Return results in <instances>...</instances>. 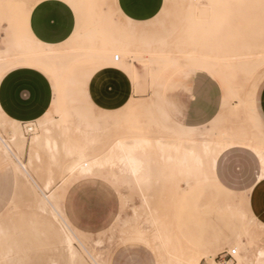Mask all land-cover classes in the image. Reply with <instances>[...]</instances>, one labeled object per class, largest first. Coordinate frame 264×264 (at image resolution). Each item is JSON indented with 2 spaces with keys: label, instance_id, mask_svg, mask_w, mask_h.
Listing matches in <instances>:
<instances>
[{
  "label": "rangeland",
  "instance_id": "1",
  "mask_svg": "<svg viewBox=\"0 0 264 264\" xmlns=\"http://www.w3.org/2000/svg\"><path fill=\"white\" fill-rule=\"evenodd\" d=\"M164 1L165 0H163L161 6L163 11L159 12V21L154 27L152 26V18L145 21H135L138 27L133 28L131 32V39L135 45L134 53L137 58H126V61L132 62L136 70L130 77L134 86L133 92L135 98L128 99L124 104L114 109L99 108L91 100L87 82L85 83L87 95L79 94L74 98V101H69L68 98H63V96L60 97L61 103L75 109V112L80 118L96 121L99 124L98 136L101 141L91 149L92 153H107L116 139L129 140L136 134L146 136L150 135L152 132L154 125L151 122L156 115H159L154 106L157 98L152 94L154 85L151 79L152 70L150 67L152 64L149 63L151 54L150 43L152 34L159 36L167 32L164 30L166 26L171 27L170 33L178 35L175 41L176 46L182 47L186 45L189 48L199 47L207 56L209 54V57H225L227 59H220V61L222 66H225L226 69L232 72L235 88H233L234 93L232 97V87L227 78L221 81L222 83L217 80L222 90L227 89L229 92L230 106L227 112L231 113L235 118L234 121L228 120L229 124L227 125L228 127H235V129H237V135L235 136L240 135L242 132L247 133L248 128L254 130L252 122L254 121L253 106L255 90L258 86L262 87L264 85V63L255 70L249 69V67L254 66V60H264V12H262L259 7L260 0H223L216 2V4L212 3L211 0H197L192 10L189 9L190 12L187 8L183 7V5L181 6L178 1H173L171 6L165 4ZM110 2L111 0H84L85 5L82 9L81 30L77 38L74 39L75 42H72V44L77 49L80 44L84 42L86 45V41L89 40L88 42H90L91 46L94 45L95 49L92 55L83 56V59H89V62L84 60L80 67H89L97 63L105 64L103 60L97 58L95 50L99 44H105L112 39V37L120 34L116 25L117 23L111 19L112 10L105 7V5ZM176 2L180 4V6H178ZM240 5L255 6L241 7ZM169 7L171 9L167 13ZM173 10L176 11L174 14L178 12L179 15H176V20L175 17H172L174 16ZM172 18L175 21L171 20ZM11 24H16V26L22 30V22L19 16L14 15L11 17L10 22L7 21L4 13V4L1 7L0 0L1 41L8 42L14 39L15 36L10 28L12 27L14 31H18ZM218 44L223 46L218 48ZM251 50H253L256 55H254ZM245 51H248L249 55H247ZM230 54L234 56L232 55L230 57ZM245 54L249 57L243 56ZM239 55L242 57L241 59H246L245 61L247 62L244 65L238 63L240 59H233L234 57H239ZM16 56L19 57L21 55L17 54ZM120 60H122L121 56ZM191 60H194L193 64H195V66L204 68L207 72H210L213 77H215L214 74L216 71H220L217 64L206 57H195L190 59V61ZM112 62V66L119 68L117 65L119 61L112 60ZM78 66L79 64L72 66L75 67L72 71L75 74L78 72ZM252 72L255 74H252ZM138 76L140 77L139 79H137ZM172 88L173 79L166 81L161 91V104L165 109H168L170 105L165 102L167 100L164 96L172 94ZM142 100L148 101L149 104L153 105L148 112L143 109H129L131 102L137 103ZM93 105L96 109H99V111H94L91 107ZM173 105L175 104H171L172 111H174ZM146 122L150 124L148 125ZM232 122L236 123L232 124ZM250 123H252V126H250ZM28 126L29 125L26 124L22 125L26 136V151H24L21 156V160L26 164L27 169H29L35 181L41 186L42 183L46 182L45 178L48 175L47 173H49L47 168L50 164H54L55 167H49L52 177L47 176L46 178V180H50L49 183L53 179V183L51 182L49 184V189L44 192H47L46 194H56L57 198H55V200L56 202L58 201L61 210L66 212L73 220L71 211V198L73 195L78 193L88 198L87 193L96 192V186L87 187L82 183L83 180L89 177L70 178V174L67 172L65 173L63 170L66 160L60 158L59 167H57L58 164H55L56 162L49 157L44 149L41 151L40 149L38 150V152L41 153H39V156H41L39 158L41 159H33L37 162L40 161L37 164V169L35 168L36 171L33 168L35 165L33 166L30 163L29 165L33 166L30 167L28 165V142L32 132L27 131ZM242 126H244L243 129ZM2 129H4L3 131L5 133L2 132V134L7 136L6 129ZM215 137L220 138L218 134L216 136L213 135V138ZM250 138L254 140V135L252 133L250 134ZM237 144L248 147L243 143ZM52 167L54 172H51ZM31 168H33L32 171L34 170V172L31 171ZM111 169L116 170L117 167L114 166ZM107 170V167L102 168L100 173H105ZM67 177L70 179L66 182L67 186L62 191L63 183H65L63 180ZM90 178L100 182V187L103 192L110 193L105 202V211L99 209L100 217L97 224L95 223V219H92L91 222L85 223L84 225L77 223L80 232L86 237L85 239L89 247L91 246L92 250L95 252L99 251L97 252V258L104 262V258L100 251L101 248H104L106 253L105 258L108 264H121V261L128 255L129 250L136 247L143 251L145 259L153 262L156 261V252L145 237L135 235V233L131 231L129 225L123 227L118 224V221L114 220L116 219V214H119V217L123 219L127 213L132 211L130 204H138L140 202L141 195L136 186L132 182L122 184L117 181H112L99 174L90 176ZM165 180L164 177H159L158 182L148 185L147 189L144 190V194L146 193L150 206L155 207V211L159 214L161 219L165 220L167 228H172V235L176 236V230L173 229V226H176L179 232L186 238L185 241L183 240L181 242V247L179 249V251H181L180 255L183 257V254L186 253L187 244L189 247L192 244L199 247L217 246L216 248L218 249L213 252L212 257H202L198 264H222L219 261L220 253L222 251H230V248L235 247L237 241L232 240L229 245L221 246L227 239L221 241L222 243L208 244L195 241L187 235L182 225V229L179 226V224H181L180 210L184 199L195 188L191 186L184 191L178 189L177 192L180 194H178L180 198L175 206L174 197L177 194H174V192L170 190V184L164 182ZM184 184L185 182L181 180L180 186L183 187ZM42 196V191L36 187H32L26 177L16 171L13 161L10 159L5 162L0 161V227L2 228L0 233V264H95L76 242L74 243L75 245L73 244L75 255L71 256L65 243L62 241L58 226L53 222V218L50 215V207H47L46 212L39 208L38 204ZM177 204L179 205L177 206ZM86 205L91 213L93 204L89 201ZM137 209L138 212L144 211L143 207H137ZM258 220L264 223L263 217H261V220L258 218ZM238 222L239 218L232 234L240 231ZM99 236L104 237L105 240L101 246H96L91 240ZM108 237H111V241L109 242ZM238 242L241 245L246 244L252 251L260 247L264 248V226L257 227L252 236H246V234L243 233L239 237ZM238 253L239 248H236L234 260L225 264H236V256Z\"/></svg>",
  "mask_w": 264,
  "mask_h": 264
},
{
  "label": "bare ground",
  "instance_id": "2",
  "mask_svg": "<svg viewBox=\"0 0 264 264\" xmlns=\"http://www.w3.org/2000/svg\"><path fill=\"white\" fill-rule=\"evenodd\" d=\"M173 1H178L181 6L183 5V7L188 10H192L197 0H165L164 2L168 6H171ZM218 1L223 0H211L214 4ZM3 4L4 0H1V7ZM180 4H178V6H180ZM170 9V7L167 9V13ZM162 11V9L159 10V12ZM159 12L152 17L153 27L159 21ZM172 12L173 14L176 13L175 10ZM176 15L179 16L178 12L172 16L175 17V20L177 17ZM154 18L155 22H153ZM171 20L175 21L173 18ZM116 25L120 34L112 37V39L105 44H99L95 53L96 56L102 60L119 61L117 65L131 76L136 70L133 67V63L126 61V58H137L134 53L135 45L131 39L132 29H125L118 24ZM10 29L15 36L14 39L8 42H2V45L0 44V80L7 72L16 67H33L43 72L49 78L53 92L55 93L60 77L64 71L72 64L80 61L83 56L92 55L94 53L95 46H91L90 42H88L89 40L86 41V45L83 42L77 49L72 44V42H75L74 40L70 43L65 42L58 46H48L32 42L19 31H14L12 27ZM164 30L167 32L163 35L158 36L152 34L151 37L149 63L152 64L150 68L152 70L151 79L153 83L162 72L168 69H177L180 73H188L197 69L205 70L200 66H195V64H193L194 60L190 61V59L195 57H206L219 67L220 71H216L215 74L211 72L215 75L217 80L222 83L221 81L227 78L230 82L232 87L231 97L233 96L234 79L232 77V72L226 69L225 66H222L220 61V59H226L224 56V58L209 57V54L207 53V56L199 47L189 48L186 45L178 47L175 44L178 35L170 33L171 27L169 26H166ZM221 46L223 45H219L218 48H221ZM251 51L253 52V50ZM245 52L249 55L248 51ZM17 54L21 56L18 57L16 56ZM246 54L243 56H246ZM232 55L230 54V57ZM115 56H117V59H115ZM120 56L122 60H120ZM241 58L242 57L239 55V57H234L233 59H240L238 63L244 65L247 61ZM263 63V59L262 61L254 60V66L249 67V69L255 70ZM253 73L254 72H252V74ZM139 78L138 76L137 79ZM228 96V90L223 89L222 105L227 106L229 104ZM130 109H143L148 112L151 109V105L148 101L142 100L137 103L132 102ZM151 123L154 127L150 135L143 136L141 134H136L129 140L116 139L107 153H92L91 149L101 141L98 136L99 130L83 129L74 125L64 116L62 111L53 104L52 108L37 121L25 123L29 125L27 131L32 132L28 142V165L30 163L33 166L35 165V167L29 165L35 169L40 162L36 160L41 159L39 158L41 156H39L40 152H38V150L40 149L41 151L44 149L49 157L56 162L55 164H58L57 167H59L60 158L66 160L63 170L65 173L67 172L70 174V178H90V176L99 174L106 179L109 178L112 181H117L122 184L132 182L140 192L141 200L139 199L140 202L138 204H130L132 211L127 213L123 219L119 217V214H116V219L114 220L118 221L120 226L124 227L125 225H129L131 231H133L135 235L146 238L156 252V264H198L200 258L212 257L213 252L218 249L216 248L217 246L199 247L192 244L189 247L187 244V251L182 257L179 249L181 247V242L183 240L185 241L186 238L179 232L176 226H173V229L176 230V236L172 235V228H167L165 220L161 219L159 214L155 211V207L150 206L146 193L144 194V190L147 189L148 185L158 182L159 177H164L166 179L164 182L170 184V190H172L174 194H177L174 197V205L176 206V202L180 198V194L177 192L178 189L184 191L191 186L196 188L201 184L216 181L214 172L215 163L220 153L226 147L230 146L232 143L246 144V146L257 154L260 161V153L264 152V144L255 137L253 140L250 138V134L244 132L235 136V134H230L227 130H220L217 133L220 138H213L212 132L214 130L210 127H206L203 131H199V128L188 126L183 133H176L163 125L156 116ZM147 124L149 125L150 123ZM22 125L20 121L9 118L0 107V161L5 162L9 159L13 161L16 171L26 177L32 187H36L42 191L43 196L39 200V208L46 212L47 207H50V215L53 218V222L58 226L62 241L68 246L71 256L75 255L73 244L76 242L95 264H108L105 258L106 253L104 248H101L100 251L105 263L97 258V252L99 251L95 252L92 250L91 246L89 247L85 239L86 237L79 230V225L75 223L66 212L61 210L58 201L56 202L55 200V198H57L56 194H46L47 192H44L49 189V184L53 180L52 179L50 183V180H46L47 176H51L49 167L54 166L53 162V165L50 164L47 168L49 173L46 172L48 175L46 174V182L42 183V186L35 181L34 177L30 174L31 172L27 169L26 164L22 162L21 156L26 148V136ZM243 127L244 126H242V129ZM2 128L6 129L7 136L2 134V132L4 133V129ZM114 166L117 167L116 170L111 169ZM106 167L108 170L105 173H100V170ZM33 168H31V171ZM52 171L54 172L53 167L51 172ZM261 171H264V166H261ZM32 172H34V170ZM260 174L258 176V181H261ZM70 178L67 177L63 180L65 183H63L62 191L66 188V182ZM181 180L185 182L183 187L180 186ZM233 195L238 205V223L240 231L231 234L221 246H227L232 240H236L237 243L235 247L230 248V250L235 249V254L236 248H239V253L236 256V264H264L263 247L252 251L246 244L241 245L238 242L239 237L243 233H245L246 236H252L257 227L264 226V223H261L257 215L250 209L247 195L244 193L243 195L236 193ZM178 205L179 204H177V206ZM137 207H143L144 211L138 212ZM1 229L0 227V233ZM110 239L111 237H108V242L111 241ZM104 240V237L99 236L91 241L96 246H101Z\"/></svg>",
  "mask_w": 264,
  "mask_h": 264
},
{
  "label": "crops",
  "instance_id": "3",
  "mask_svg": "<svg viewBox=\"0 0 264 264\" xmlns=\"http://www.w3.org/2000/svg\"><path fill=\"white\" fill-rule=\"evenodd\" d=\"M76 2L82 5L79 9L81 30L82 9L85 3L84 0H76ZM64 3L65 0H4V13L8 22L14 15L19 16L22 30L16 24L11 25L30 41L48 46H58L67 40L65 33L68 30V11L64 9ZM162 4L163 0H118L120 11L134 21H145L152 18L159 12ZM75 23L76 17L73 18L74 26ZM2 42L0 40L1 45ZM84 60L89 62V59L82 57L80 61L64 71L55 93L49 78L38 69L23 66L10 70L0 80L2 111L9 118L25 124L37 121L55 104L74 125L83 129L99 130V124L96 121L80 118L75 109L61 103L60 97L63 96L69 101H74V98L79 94L87 95L85 85L87 82L92 102L99 108L114 109L124 104L128 99L135 98L134 86L130 78L132 74L130 76L119 66V68L112 66L111 60H103L105 64L97 63L89 67H80ZM75 64H79L77 74L72 72L75 69L72 66ZM100 73L104 74L103 79L109 85L108 91L113 96L111 100H104L97 91L99 81L95 78ZM189 78H194L200 84L214 85L210 97H205L199 91L191 88L186 82ZM172 79L175 89L172 88V94L164 96L167 100L165 102L170 105L168 109H165L161 104V91L166 81ZM81 85H83V89H81ZM153 85L152 94L157 98L154 106L159 115L156 117L170 130L183 133L188 126L199 128V131L210 127L214 130L212 132L214 136L220 130L237 134V129L227 125L229 124L228 120H235L233 115L227 112L230 102L227 106L222 105V87L209 72L197 69L188 73H180L177 69H168L156 78ZM229 98L228 96V100ZM171 104H187L190 112L178 116L175 111L171 110ZM253 108L255 120L252 123L255 127L254 131L249 129L247 133H252L258 141L261 140L264 144V85L258 86L255 90ZM258 164L259 157L249 147L234 143L226 147L215 163L216 181L197 186L184 199L180 210L181 224L178 223L179 226L182 225L187 235L201 243L213 244L227 239L234 231L238 221V205L234 193L239 195L246 193L252 211L257 214L260 220L261 217L264 218L260 198L261 181H258L261 166L258 170ZM226 168L229 175L236 177L235 179L225 176ZM253 177H255V183H252ZM82 183L87 187L95 185V191L102 192L100 182L93 178L85 179ZM86 203H89L87 197L78 193L73 195L71 198L73 221L84 225L95 219L97 224L100 217L99 211H105V206H101L99 210L92 205L90 213ZM66 247L69 251L67 245ZM154 262L156 264V261Z\"/></svg>",
  "mask_w": 264,
  "mask_h": 264
},
{
  "label": "snow or ice",
  "instance_id": "4",
  "mask_svg": "<svg viewBox=\"0 0 264 264\" xmlns=\"http://www.w3.org/2000/svg\"><path fill=\"white\" fill-rule=\"evenodd\" d=\"M240 6L241 7H254L255 5H240ZM63 7L65 11H68V20H67L68 30L65 33V36L67 37V40L65 42L70 43L72 40L77 38L79 31H80L79 9L82 7V5L77 3L76 0H65ZM105 7L112 10L111 19L115 23H117L119 26L125 29H133V28L138 27V25L135 23V21L132 18L125 17L120 12V10L118 9V0H111L109 4L105 5ZM259 7L262 10V12H264V0H260ZM74 17H76L75 26L73 25ZM153 22H155V18ZM103 75H104L103 73H100L95 78L96 80L99 81L97 85V91L100 93L101 97L104 100H111L113 99V96H112V93L108 91L109 85L108 83H105L103 79ZM186 82L191 88L199 91L205 97H210L211 91L214 87V85L210 83L200 84L194 78H189L186 80ZM81 89H83V85H81ZM91 107L93 108L94 111H99V109H96L94 105ZM172 107L178 116L182 114H187L190 112V108L187 104L173 105ZM260 158L261 159L258 164V170L260 166H264V152L260 153ZM225 176H229V178H233V179L236 178L234 176L229 175L227 168L225 169ZM260 179H261V191H260L261 210L264 211V171H261ZM252 183H255V177H253ZM109 194H110L109 192H103V191L102 192H88L87 196H88V200L97 209H99L101 206H105V202ZM233 254L235 255V253ZM121 264H154V262L148 259H145L144 253L141 249L133 247L132 249L129 250V253L126 256V258L123 261H121Z\"/></svg>",
  "mask_w": 264,
  "mask_h": 264
},
{
  "label": "built area",
  "instance_id": "5",
  "mask_svg": "<svg viewBox=\"0 0 264 264\" xmlns=\"http://www.w3.org/2000/svg\"><path fill=\"white\" fill-rule=\"evenodd\" d=\"M115 59H117V56H115ZM233 253H235V249H232L230 251H222L220 253V256H219V259H220L219 261L222 264L232 262L234 260V254Z\"/></svg>",
  "mask_w": 264,
  "mask_h": 264
}]
</instances>
